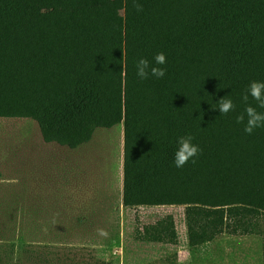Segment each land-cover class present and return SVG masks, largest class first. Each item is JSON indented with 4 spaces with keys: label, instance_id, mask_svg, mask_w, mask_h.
<instances>
[{
    "label": "trees",
    "instance_id": "trees-1",
    "mask_svg": "<svg viewBox=\"0 0 264 264\" xmlns=\"http://www.w3.org/2000/svg\"><path fill=\"white\" fill-rule=\"evenodd\" d=\"M0 118L70 149L123 125L124 209H226L259 237L264 0H0ZM141 239L178 245L174 216ZM57 246L16 238L0 264H91Z\"/></svg>",
    "mask_w": 264,
    "mask_h": 264
},
{
    "label": "rangeland",
    "instance_id": "rangeland-1",
    "mask_svg": "<svg viewBox=\"0 0 264 264\" xmlns=\"http://www.w3.org/2000/svg\"><path fill=\"white\" fill-rule=\"evenodd\" d=\"M123 145V125L70 149L44 142L32 120L0 118V245H68L91 264H264V213L263 234L245 237L226 232V209H124ZM167 215L178 245L143 241L144 228Z\"/></svg>",
    "mask_w": 264,
    "mask_h": 264
}]
</instances>
